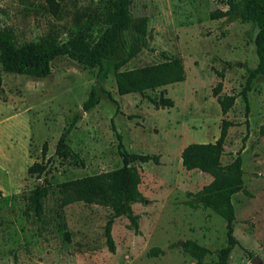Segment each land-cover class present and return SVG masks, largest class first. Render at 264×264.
<instances>
[{
  "label": "rangeland",
  "instance_id": "obj_1",
  "mask_svg": "<svg viewBox=\"0 0 264 264\" xmlns=\"http://www.w3.org/2000/svg\"><path fill=\"white\" fill-rule=\"evenodd\" d=\"M55 2L58 11L53 14L46 0H0V28L12 31L16 45L46 35L65 42L79 32L92 41L103 31L97 0ZM129 2L131 20H144L145 32L124 29L119 51L102 61L101 71L81 69L64 57L50 63L44 79L0 70V264H196L182 249L185 241L208 250L203 264H216V252L226 246L225 223L209 209L188 205L189 194L199 192L211 178L185 171L180 153L192 143H213L221 120L233 125L220 163L227 165L238 156L243 181V190L231 198L236 245L227 264H251L252 258L264 264V76L251 81L246 105L239 95L257 65L256 28L235 15L211 20L210 13L225 11L228 0ZM142 42L145 46L119 70L177 56L185 79L147 91L145 97L119 96L113 64L122 49ZM218 82L217 97H235L225 115L212 96ZM91 90L97 92L98 103L83 112ZM146 97L168 98L172 106L155 107ZM74 119L66 138L71 154L61 159L55 146ZM112 126L127 153L157 158V164H131L139 172L142 200L131 206L135 227L126 217L113 220V253L104 237L110 210L81 202L62 207L56 189L62 182L121 167ZM40 162L45 173L40 179L29 176L27 168ZM39 184L48 192L36 217L27 208V197Z\"/></svg>",
  "mask_w": 264,
  "mask_h": 264
},
{
  "label": "trees",
  "instance_id": "obj_2",
  "mask_svg": "<svg viewBox=\"0 0 264 264\" xmlns=\"http://www.w3.org/2000/svg\"><path fill=\"white\" fill-rule=\"evenodd\" d=\"M102 5L101 24L103 31L95 40H88L80 32L70 36L65 42H59L52 35H46L37 42H27L16 45L13 33L8 28H0V70L6 74L26 76L34 79H44L50 73V63L57 58H67L75 62L81 69L102 70V61L115 56L119 51L118 39L126 29L144 34V20L133 22L129 12V0H97ZM53 14L58 11L55 0H46ZM225 11L216 10L210 13L211 20L237 16L242 23H250L256 28L253 39L257 65L248 72L243 88L239 95L247 103L246 93L251 81L257 76H264V0H228ZM145 46L131 44L121 50L119 62H114V83L119 96L139 94L145 97V92L181 83L185 79L181 59L177 56L164 59L162 62L130 70H119L121 63H126ZM221 89L218 82L212 89V96L217 97ZM155 107H171L172 101L160 97L157 101L146 97ZM98 94L91 90L82 104L83 112L89 111L98 103ZM234 96L217 97L216 101L221 115H225L234 103ZM75 124L72 120L60 133L55 155L61 159L71 154L66 138ZM233 124L221 120L219 134L213 143H192L184 147L180 153V164L185 171H199L210 176L211 181L196 194H189L190 207L201 206L209 209L220 217L226 228V246L216 252V264H227L228 256L236 245L232 236V223L235 220L231 198L243 190L241 161L237 156L227 165H221L223 143L227 130ZM113 133L117 141V153L121 159V167L93 176L62 182L56 186L60 206L73 203L98 205L108 208L111 212L104 226V237L108 250L113 253L114 247L110 235L114 219L126 217L135 227L136 216L131 212V206L142 200L138 192L140 176L138 170L131 164L134 162L157 164V158L150 155L129 154L121 144V137ZM42 146V155L45 152ZM46 165L42 162L33 163L27 168L29 176L40 179L45 173ZM43 182V181H42ZM48 187L42 184L35 186L28 194L27 208L36 216L42 214L43 200ZM183 251L195 260L196 264H203V258L208 250L192 241H185ZM155 253H161L155 250Z\"/></svg>",
  "mask_w": 264,
  "mask_h": 264
},
{
  "label": "water",
  "instance_id": "obj_3",
  "mask_svg": "<svg viewBox=\"0 0 264 264\" xmlns=\"http://www.w3.org/2000/svg\"><path fill=\"white\" fill-rule=\"evenodd\" d=\"M182 244H183L182 242L179 243L180 246H182ZM250 262L251 264H256L257 260L256 258H252Z\"/></svg>",
  "mask_w": 264,
  "mask_h": 264
}]
</instances>
